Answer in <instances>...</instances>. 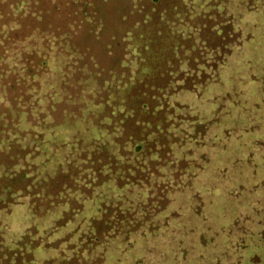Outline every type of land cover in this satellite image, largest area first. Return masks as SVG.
Instances as JSON below:
<instances>
[{"label":"trees","instance_id":"trees-1","mask_svg":"<svg viewBox=\"0 0 264 264\" xmlns=\"http://www.w3.org/2000/svg\"><path fill=\"white\" fill-rule=\"evenodd\" d=\"M261 10L0 0V264H243L264 243V198L233 167L202 184L228 153L210 132L222 113L207 120L177 98L219 81L250 38L242 17ZM216 191L234 214L214 224Z\"/></svg>","mask_w":264,"mask_h":264},{"label":"rangeland","instance_id":"rangeland-1","mask_svg":"<svg viewBox=\"0 0 264 264\" xmlns=\"http://www.w3.org/2000/svg\"><path fill=\"white\" fill-rule=\"evenodd\" d=\"M60 22L62 21L59 20ZM240 28L243 35H250V38L234 51L227 65L221 70L219 81L207 86L200 95L185 92L177 99L184 101L199 113L201 118L207 120L222 113L221 120L211 125L210 132L216 135L215 142L219 149L228 150V153L217 152V156L205 165L209 167L203 176L202 184L209 185L212 171H215L213 166L217 167V174L219 171L223 174L233 167L241 172L246 184L244 187H252L257 201L264 198V183L258 181V177L264 172V11L245 13L240 22ZM35 38L34 42L29 43L27 40L24 44H37L40 41L39 36L36 35ZM243 90L245 93L241 92ZM230 101L236 104L233 114L227 120L224 111ZM205 151L210 157L212 147L208 145ZM253 151H256L255 160L259 162L256 174L252 172L253 164L246 160V156ZM248 174L249 181H246ZM231 184L229 180H226V187ZM217 191L210 196L212 201L209 216L214 224L223 223L224 218H227L229 214H234L222 193L217 194ZM259 241L264 242V236ZM255 256L260 260L258 264H264V243L246 248L242 263L252 264ZM209 257L210 255L207 259Z\"/></svg>","mask_w":264,"mask_h":264}]
</instances>
